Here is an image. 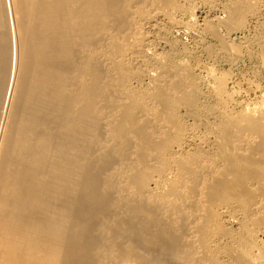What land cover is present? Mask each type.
<instances>
[{
	"label": "bare ground",
	"instance_id": "1",
	"mask_svg": "<svg viewBox=\"0 0 264 264\" xmlns=\"http://www.w3.org/2000/svg\"><path fill=\"white\" fill-rule=\"evenodd\" d=\"M218 1L0 0V264H264V89L201 92L167 28L235 62L255 20L264 66L263 1Z\"/></svg>",
	"mask_w": 264,
	"mask_h": 264
},
{
	"label": "rangeland",
	"instance_id": "2",
	"mask_svg": "<svg viewBox=\"0 0 264 264\" xmlns=\"http://www.w3.org/2000/svg\"><path fill=\"white\" fill-rule=\"evenodd\" d=\"M262 1L263 2L260 3V6H258V9H259L258 11H260L261 18L264 17V0ZM223 3H224L223 0H219L216 4L215 3L210 4V6L211 5L213 6L215 4L213 9H210L209 4L204 6L205 3H203V5L200 3L199 5L198 3H194V5L192 6L193 8L191 7L190 9L192 10L191 12H193V14L195 15L194 16L195 20L200 22L202 18H205L207 15L209 17H216L217 15L218 16L221 15L218 11L222 9L220 7L223 6L222 5ZM194 6L196 7V9ZM186 20L187 19H184L185 22ZM258 21L260 22L261 19H258ZM251 22L246 23L247 25L249 24V26L246 25V27L244 28L245 30L243 29L242 32L241 31L232 32L230 36L228 35V38L226 37L225 35L226 33L223 31V29L218 30L220 39L223 40L224 42L225 41L228 42L229 45H231L230 47L234 46L233 48H230V49L231 50L234 49V51H236L235 49H237V52L239 51L238 53L242 55V57L238 56V58L235 59V62L230 61L231 63L226 59L227 54L225 53H221V54L217 53L216 55H213V54L208 55L207 52H205L203 48L205 47L206 43L207 45L211 44L212 47L214 45V48L216 47L215 45L219 43L218 41H216L215 38L212 39L213 36H210V35L208 36V34H203L204 35L203 37L200 35V33L199 34L195 33L196 35L194 33H190V34L183 33V30H182V33H180L178 28H176V26L175 27L173 26L174 28L173 27L170 28V26L167 24V21H165V17H158L154 21L150 22V25H156L157 27L169 26L167 28L168 30L171 29L170 33L172 31V34H171L172 38H174L175 40L177 39V41L180 40L176 44H179L177 45V47L180 50L179 53L181 54L178 53L177 56L174 58V60L175 61L179 60L180 63H184L190 70L192 69L190 72L192 75L194 74L195 83L196 81L200 83L198 87L201 90V92L204 91V93L207 94L210 87L214 84V79L219 78L225 84V91L232 95L233 100H236L241 103H244V102L253 103V102L259 101V98H260L259 96L261 94V91L264 89V79H263L264 75L262 76V74H264V66H261L263 64L260 60V56L257 55V51H258L257 45L253 39L254 35H257L255 34L256 30L254 28V25L256 23H254L255 20H252ZM157 23H160V24L157 25ZM142 28H143L142 29L143 32L149 31V29L146 28V26H143ZM155 31L156 30L154 31L152 30L150 32L152 33V36L150 34V38H149V41H151V44H152L151 48L153 46V49L155 50L156 53L167 52L168 46L163 43L158 42V40L153 37ZM198 36L202 37L203 40H205L204 43H202L203 41L202 42L199 41L200 38ZM240 36H243V37H240ZM179 42L182 43V45ZM230 49L228 48L227 51L226 49L224 51L228 52L230 51ZM210 72L212 74H210ZM209 75L210 76L213 75L215 76V78H213V76L210 77ZM223 76H224L223 79L225 81L222 79ZM133 85L135 86L139 85L143 87L142 83H135ZM205 89H206V92H205ZM210 104H213V101H210Z\"/></svg>",
	"mask_w": 264,
	"mask_h": 264
}]
</instances>
